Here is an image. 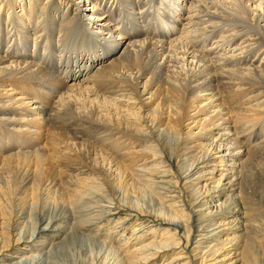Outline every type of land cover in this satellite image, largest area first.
I'll list each match as a JSON object with an SVG mask.
<instances>
[{
  "label": "bare ground",
  "instance_id": "obj_1",
  "mask_svg": "<svg viewBox=\"0 0 264 264\" xmlns=\"http://www.w3.org/2000/svg\"><path fill=\"white\" fill-rule=\"evenodd\" d=\"M144 24L152 39H141ZM233 78L264 87V0H0V264H47L64 245L56 240L74 238L63 205L92 194L100 198L88 209L107 202L156 216L174 233L155 246L163 253L212 229L215 245L198 264H263L243 240L252 224L246 168L264 156V89L248 88L241 102ZM160 79L180 93L163 100ZM89 121L98 126L86 141L78 135L92 130ZM170 157L181 159L183 181L158 168ZM122 179L140 197L110 187ZM177 195L186 217L165 204ZM148 248L87 254L92 264H138L149 261Z\"/></svg>",
  "mask_w": 264,
  "mask_h": 264
},
{
  "label": "rangeland",
  "instance_id": "obj_2",
  "mask_svg": "<svg viewBox=\"0 0 264 264\" xmlns=\"http://www.w3.org/2000/svg\"><path fill=\"white\" fill-rule=\"evenodd\" d=\"M83 4H84V2H82V4H80V5L83 6ZM83 9H84V7H83ZM143 10L144 9L140 10V12H142ZM86 11L87 10H84L83 12H86ZM145 22L149 23L148 25H151V24L152 25L153 24L159 25L163 22V19L159 18V17L158 18L148 17V18H146ZM142 31L144 33V36L141 39H145L148 37L152 39V35L154 33L150 30V27H147V24L142 25ZM218 41H220V39H218L216 42H218ZM224 48H227V47L221 46L218 49L224 50ZM209 49H210V47H207L204 49V51L206 53H208ZM232 49H234V47ZM32 50H34V48H31V51ZM210 57H212V56H208V57H206V59L209 61ZM252 80L254 81V83L258 84V86H254V87L253 86L249 87L246 85L243 86L239 82L238 83L234 82V78L232 79L231 84L233 86H236V84H237L238 89H244V90L246 89L245 91L244 90L242 91V93L244 92V94H243L244 96L240 93L242 97L239 94V96L241 98L240 97L238 98L237 96H235L234 100H236L238 98V99H241L240 100L241 102H242V100L244 101L246 99V95L248 93H250V92H247L248 88H250L249 91L251 90V92H252V89L254 90V88H255V90L258 89L259 92L264 89V87H260L261 85L258 82H256L258 80H256V79H252ZM251 81H249V83ZM250 84H253V83H250ZM159 85H161L160 86L161 89L163 88L162 90H165V91H161L162 95L160 93L161 96H163V97L165 96L163 99V100L166 99L165 101L170 99L171 95H174L177 92L180 93L179 89L175 90L178 86L172 87V86L168 85L167 81H165L164 79L159 80ZM237 87L234 88V90L235 89L238 90ZM166 89H168L169 91H166ZM172 91H174V92L177 91V92L174 93ZM183 91L185 93L188 91V89H182V92ZM167 92H169L168 94H170V96L167 94ZM187 93H185V94H187V96H189L190 91H188ZM224 94L226 97L224 96ZM224 94H223V96L226 98L227 101L231 97H232L231 99H233L232 95H230L231 97H229L228 96L229 94H226V93H224ZM163 97H161V98H163ZM238 99L235 102L236 104L239 103ZM226 106H228V105H226ZM233 106H234V104H233ZM89 122L91 123L90 126H92V123H93V126L97 128L98 124H96V122L95 123L91 122V121H89ZM93 126H92V130H90V131L86 130V132L80 133V135H78L79 138H81V136H82V139H86V141H88L91 135L96 136V135H94L95 133H93V131L96 128H94ZM258 126H261V125H258ZM258 126L254 130L256 133L261 130L260 127H258ZM97 137H101V135L99 134V135H97ZM142 142H145V141H142ZM259 142H262V141L259 140L258 143ZM90 143H91V140H90ZM93 144L96 146L101 145V144H97L96 142H92V145ZM259 144H261V143H259ZM97 147L100 148V146H97ZM139 149L142 151L144 150V148H141V147L138 148V150ZM83 153H84V151L81 154L83 155ZM84 157H86V156H84ZM181 158H183V156ZM180 160L181 159L179 157H177V158L176 157H173V158L170 157V159H168V158L166 159V162H167L166 164L158 167L160 169V171H164L165 168L168 169L169 167H171L169 170L175 176L173 179V183H177L179 179H181L182 181L185 179L184 176H182L183 170H182V167L180 166ZM185 160H186V157H184L183 161H185ZM250 161H251V164H249V166L246 168V176H247L246 179L247 180H245V182H246L245 185L247 184L248 186H250L251 190L246 187L247 191L249 192L250 195H248V197H246L247 201L245 200V202H246V205H248L247 203H249V205L247 207L249 208L250 213L248 215H250V217H252V218H250V219H252V221L249 220V221H251V222H249V224H251V223L252 224L248 225V227H249L248 229L247 228L245 229V231H246L245 234L247 235L248 238L247 239L245 238V240H246L245 243H247V244L244 243V240H243V244L246 245V248L249 247L250 245L253 246V252L257 253L256 256L260 257V258H258L259 260H261L263 258V264H264V174H263L264 172H262V171H264V164H263L264 163V156L259 152V156L258 155L253 156ZM259 163L263 164V166H261V164H259ZM143 164L144 163H142V162L139 163L137 165L138 167L136 169L143 170L144 168H140L141 166H143ZM35 166H36V164H35ZM253 167H254V170H252ZM154 169L155 168H153V170ZM249 170H250V172H249ZM149 173H152V172H149ZM253 174L255 175V177ZM118 178H120V177H118ZM127 178H129V177H127ZM250 180L252 183L250 182ZM13 181H15L14 178H13ZM127 181H128V184H127ZM113 182H114V184H118V182H116L115 180H113ZM131 182H132L131 179L130 180L127 179L125 182L122 179L120 187L115 186L113 184H111L110 187L114 188L115 189L114 191H116L122 195L126 194V195H129L130 197H132V196H134L136 198L138 196L140 197L142 192L140 191L139 187H135V186H131V185L129 186V184H131ZM248 182H250V185ZM62 183L64 184V181ZM180 185H182V184H180ZM172 187L176 188L177 186L172 184ZM128 189H130V191ZM132 190L135 191L136 193H133ZM130 192H131V195H130ZM175 192H177V191H175ZM101 195L103 196L106 194H101ZM98 198H100V197L98 195H95V194H92L90 196H76V197H73L74 206L76 204V207L74 209H73L74 206H72V205L67 206V209L63 208L64 207V205H63L62 210L60 212H62L63 210H65V211L68 210L67 211L68 214L72 215V216L70 215V217L72 218V223H71V225H68V227H66V229L69 228L68 229L69 230L68 236L71 235V236H74V238L71 240H68L66 238V235H65V236L61 237L60 239L56 240L57 243L64 241V245H62L63 247H61L60 249L56 250L54 253L49 255L50 256L49 261L47 260V257H49V256H47L45 258V261L48 262V263L46 262L47 264H92V262L90 260H88L91 258V255L89 253L87 254L90 247H93L94 249H96V252L100 251V249L103 248V254L105 256L108 255V251L110 248L111 249L114 248L115 250L116 249L120 250V252L123 253L122 255L120 254L121 257L123 258V257H126V256L132 254V253H136L137 250H139L145 246H149V245L153 246V250L148 248L149 253H151L149 255V261L147 263L139 261L138 264H185L187 262L188 257H191L193 264H195L194 260H195L196 264H198L201 261V259H203L205 256H208L207 251L209 250V247H212L215 245V241L210 237L211 235L209 234L212 231V229H209V230L204 231L202 234L200 233L199 235L193 236L189 241L183 240L181 245H180V249H174L173 251H170L167 254H166V251L163 253V251H164L163 248L162 249L161 248L155 249V246L161 245L169 239H174V235H173L174 233L171 232V230L168 229L167 227L159 226L157 224L158 219H156V216H152L151 212H149V211L146 215L145 214L139 215V213L138 214L135 213L134 215H130V213H126L125 211H123V209H118L116 207V205L112 206L111 204H109L107 202L102 203L103 207L96 206V207H92L90 209L84 207V204L86 202L96 201V200H98ZM175 199L176 200H174V201L168 200V202H165V204L169 208H171L174 212L179 213L180 215H185V217L188 216V214L190 212H188V210H187L188 208L184 209L183 206H181L179 204L180 198L178 195H177V198L175 197ZM188 199L190 200V197H188ZM253 199H254V201H253ZM145 200H146L149 207L154 208L155 211H159V210H157L159 208L157 206V203L151 202V197L148 196ZM156 200H158L160 202V198L156 199ZM250 200H251V202H250ZM101 201H103V200L101 199ZM104 201H106V200H104ZM63 203L64 202H62V204ZM149 203H151L153 205H150ZM251 204L253 206L250 207ZM50 206L51 205L49 204V207ZM156 206H157V208H156ZM183 209H184V212H183ZM157 214H158V212H157ZM87 215L91 216V219H89V222H87L85 220V217ZM135 216L139 217V219ZM47 231H49L48 232L49 235H52L55 230L54 229H48ZM58 232L59 231L57 230L55 233L56 239L58 238L57 237V235L59 234ZM74 240H77V241L79 240L77 242V245L74 243ZM201 243H203V244L200 246ZM207 246H209V247H207ZM22 247H24V246H21V248ZM160 247H162V246H160ZM80 248L83 252L81 258H79V255H78ZM185 248L187 250H184ZM182 250H184V251H182ZM179 252L187 254V255L184 258L178 259L177 255ZM20 253L24 254L22 252H20ZM21 254H19V256H18V254H14V253L12 254L9 252H5L2 257L8 255V257H10V259L18 260V258L21 256ZM85 254H86L87 259L85 258ZM136 255H137V253H136ZM15 258H17V259H15ZM73 261H74V263H73ZM112 263H113V261L110 264H112Z\"/></svg>",
  "mask_w": 264,
  "mask_h": 264
}]
</instances>
